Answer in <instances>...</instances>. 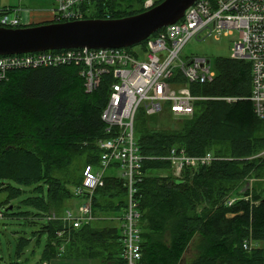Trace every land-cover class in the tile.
<instances>
[{"label":"trees","instance_id":"trees-1","mask_svg":"<svg viewBox=\"0 0 264 264\" xmlns=\"http://www.w3.org/2000/svg\"><path fill=\"white\" fill-rule=\"evenodd\" d=\"M145 1L91 0L81 9L84 19H120L145 12ZM215 71L212 83L191 85L193 95L209 99L196 102L193 116L177 120L175 128L156 125L162 114L173 118L168 112L155 116L140 112L136 117L137 143L147 158L144 180L138 185L143 214L140 264H264V182L253 186L257 205L224 203L228 196L239 194L246 179L264 177V164L252 159L264 150V119L255 115L250 101L216 100L248 98L252 66L219 58ZM109 85L105 78L96 92L85 93L75 66L17 71L0 83V192L6 194L0 208L4 206L5 218L38 225L31 234L36 243L47 235L43 258L36 264L58 257L126 264L120 226L98 228L92 222L74 229L60 220H46L53 213L62 216L74 205L85 167L99 165L98 143L110 137L101 120ZM174 147L191 156L211 152L218 160L186 168L176 177L172 164L159 159ZM125 208L124 179L105 176L94 195V214L118 217ZM61 231L68 239L62 254L57 236ZM250 238L258 247L247 251L243 244ZM30 242L31 238L18 240L17 258ZM194 243L196 254L185 262ZM0 264L22 263L1 258Z\"/></svg>","mask_w":264,"mask_h":264},{"label":"built area","instance_id":"built-area-1","mask_svg":"<svg viewBox=\"0 0 264 264\" xmlns=\"http://www.w3.org/2000/svg\"><path fill=\"white\" fill-rule=\"evenodd\" d=\"M159 1L161 0H146L144 8L149 10ZM90 2L91 0H54L52 18L46 22L83 20L85 17L81 6ZM22 18L20 8L0 7V27L30 26L29 20L28 25H25ZM235 33H238V38L233 42L231 58L250 62L251 95L246 99L216 100L229 103L250 101L255 115L264 119V0H198L181 21L153 35L145 41V46L142 43L140 51L130 48L68 49L0 56V83L8 81L10 74L17 71L69 66L78 68L87 94L96 92L105 78L110 80L108 100L101 113L105 131L110 137L99 141V165L86 166L82 183L75 189V196L85 199L86 203L77 209H67L62 216L53 213L46 220H60L74 229L98 220H116L120 222L122 231V257L125 263L140 264L143 214L140 210L138 185L144 180L143 164L147 158L141 155L137 143L136 117L140 112L147 116L168 112L175 119L193 116L196 102L209 98L193 95L191 85L212 83L216 78V71L208 58L184 59V48L192 39L213 37L218 40ZM159 159L172 164L176 177L182 176L186 168L197 169L218 160L211 152L191 156L182 147L172 148L166 157ZM252 159H258L264 164V150ZM114 168L121 171V177L125 181L126 208L118 217H98L93 212L94 195L102 185L106 171ZM258 181L264 182V177L246 179L239 194L228 196L224 201L225 205L232 207L240 201L249 202L251 206L257 205L253 201V186ZM2 219L4 212L0 209V220ZM65 233L66 231L57 233L62 240L61 254L68 241L64 237ZM251 238L243 244L247 251L258 247Z\"/></svg>","mask_w":264,"mask_h":264},{"label":"water","instance_id":"water-1","mask_svg":"<svg viewBox=\"0 0 264 264\" xmlns=\"http://www.w3.org/2000/svg\"><path fill=\"white\" fill-rule=\"evenodd\" d=\"M197 1L164 0L141 14L120 19H83L24 28L0 27V56L68 49L132 48L181 21Z\"/></svg>","mask_w":264,"mask_h":264},{"label":"rangeland","instance_id":"rangeland-1","mask_svg":"<svg viewBox=\"0 0 264 264\" xmlns=\"http://www.w3.org/2000/svg\"><path fill=\"white\" fill-rule=\"evenodd\" d=\"M54 5V0H0V7H19L27 10H32L35 14L29 16L27 12L26 16L22 18L25 25H28V20L31 24H38L40 22H46L52 18V8ZM238 38V33L233 36L221 37L216 40L215 38H204L200 40L192 39L182 52L184 59H190L194 57L208 58L211 61L212 67L215 70L216 62L219 58H231L233 42ZM142 49L141 45L132 47L133 51H140ZM143 58V56H141ZM177 120L175 118H170L165 114H162L160 119H158L156 125L158 128L170 129L177 126ZM139 125L136 123V132L138 131ZM121 171L109 169L106 171L105 176L118 175L121 176ZM6 199V194L0 192V204ZM18 201L13 204L16 205ZM86 203L85 199H76L74 205L70 206L69 209H77L82 204ZM4 211V206L0 208ZM23 208L21 211H25ZM18 211L17 209L15 210ZM27 211V210H26ZM5 218V217H4ZM94 227L101 228L103 226H120V222L116 220L112 221H96L93 223ZM39 230L38 225H29L24 219H11L5 218L0 221V259L2 258L4 262L19 261L22 264H36L40 262L43 258V251L47 244V235L41 237V242L36 243V239L31 237L33 232ZM25 237L27 239L31 238V242L24 248L23 254L20 258L16 257L17 254V242L20 238ZM264 247V243L261 244ZM196 254L195 243L191 245V248L185 254V262L194 258Z\"/></svg>","mask_w":264,"mask_h":264},{"label":"crops","instance_id":"crops-1","mask_svg":"<svg viewBox=\"0 0 264 264\" xmlns=\"http://www.w3.org/2000/svg\"><path fill=\"white\" fill-rule=\"evenodd\" d=\"M24 1H26V0H23V2ZM9 7H13V6H9ZM14 8H20L22 10L23 18L26 16L27 12H29L30 19H31L32 14L33 15L35 14V12H33L32 10L24 9V8H22V6L14 7ZM49 262H50V264H103L99 260L78 259V258L73 259V258H65V257L64 258H62V257L56 258V259H53Z\"/></svg>","mask_w":264,"mask_h":264},{"label":"bare ground","instance_id":"bare-ground-1","mask_svg":"<svg viewBox=\"0 0 264 264\" xmlns=\"http://www.w3.org/2000/svg\"><path fill=\"white\" fill-rule=\"evenodd\" d=\"M130 49H132V48H130Z\"/></svg>","mask_w":264,"mask_h":264}]
</instances>
